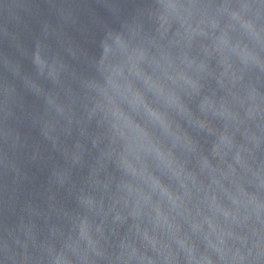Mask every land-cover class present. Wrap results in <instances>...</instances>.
Listing matches in <instances>:
<instances>
[{"label": "clouds", "instance_id": "obj_1", "mask_svg": "<svg viewBox=\"0 0 264 264\" xmlns=\"http://www.w3.org/2000/svg\"><path fill=\"white\" fill-rule=\"evenodd\" d=\"M45 3L32 72L0 54V264H264V0Z\"/></svg>", "mask_w": 264, "mask_h": 264}, {"label": "water", "instance_id": "obj_2", "mask_svg": "<svg viewBox=\"0 0 264 264\" xmlns=\"http://www.w3.org/2000/svg\"><path fill=\"white\" fill-rule=\"evenodd\" d=\"M59 3L60 0H54ZM74 3L87 2L92 5V11L95 13L101 22L111 21V16L108 10L103 6L104 0H71ZM119 3L127 5L126 11L132 10V4L136 0H118ZM38 6V7H37ZM49 8L45 0H0V54L4 57L18 61L21 64L22 73H31L32 66L29 60L23 58L16 48L19 43L21 47H27L29 50L33 47L34 38L39 35L41 30V22L47 16ZM52 22H56L55 15L48 17ZM95 26L89 17L81 15L77 25L67 29V35L76 43L82 46L90 47L89 32ZM15 36V41L13 40ZM48 44L53 49H58L59 46L55 37L50 36ZM0 76L9 83H14L17 91L21 92V82L12 76L10 72L0 66ZM47 87V85H45ZM26 106L34 99L30 94L24 93ZM18 115L21 113L18 112ZM25 123H27L25 121ZM20 131L27 133L26 127H20ZM35 137L36 133L33 132ZM31 174L36 183H42L46 180V170L40 169L37 166H31Z\"/></svg>", "mask_w": 264, "mask_h": 264}]
</instances>
